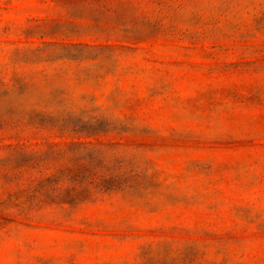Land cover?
Here are the masks:
<instances>
[{"label": "rangeland", "instance_id": "374dc122", "mask_svg": "<svg viewBox=\"0 0 264 264\" xmlns=\"http://www.w3.org/2000/svg\"><path fill=\"white\" fill-rule=\"evenodd\" d=\"M0 264H264V0H0Z\"/></svg>", "mask_w": 264, "mask_h": 264}]
</instances>
